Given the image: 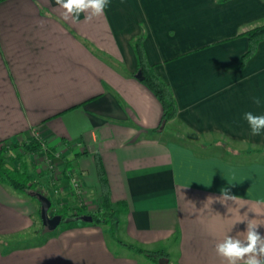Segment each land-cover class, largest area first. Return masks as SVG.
Listing matches in <instances>:
<instances>
[{
    "label": "crops",
    "instance_id": "0c3cea01",
    "mask_svg": "<svg viewBox=\"0 0 264 264\" xmlns=\"http://www.w3.org/2000/svg\"><path fill=\"white\" fill-rule=\"evenodd\" d=\"M64 11L55 0H0V140L38 129L80 174L93 211L97 154L121 241L81 215L48 229L36 196L0 182V264H155L135 247L163 250L161 264H227L217 243L243 240L248 222L264 236V133L243 119L264 114V39L236 67L249 43L239 32L264 22V0H110L76 22ZM140 35L177 102L164 123L136 77ZM60 176L57 196L77 203ZM222 188L235 200L222 203Z\"/></svg>",
    "mask_w": 264,
    "mask_h": 264
},
{
    "label": "trees",
    "instance_id": "16d2710c",
    "mask_svg": "<svg viewBox=\"0 0 264 264\" xmlns=\"http://www.w3.org/2000/svg\"><path fill=\"white\" fill-rule=\"evenodd\" d=\"M225 1V0H219ZM239 35H245L249 41L247 49L241 55L236 67H241L246 59L252 55L256 49L257 42L264 39V22L247 27L239 32ZM142 38L140 35L132 40V46L137 58V71L141 70L143 80L152 89L156 97L159 99L162 106L160 122L164 123L176 117L177 102L170 85L156 73L154 67L147 63L145 53L142 47ZM43 139L39 136H29L20 141L0 140V182L9 184L18 190L36 195L38 192L35 189L36 181L34 175L30 171L28 162L23 158L26 153L37 152L42 149L41 142ZM54 150L47 147L46 153L51 157ZM96 168L100 182V205L97 212H86L83 206L78 205L74 213L66 215L64 212H59L64 217H75L79 215H90L93 221H101L107 225L110 234L117 240L121 241L116 236L117 219L115 217L114 204L109 197V189L107 180L104 175L103 167L100 158L95 154ZM67 162H65L66 167ZM49 198V196H47ZM50 199V198H49ZM51 205H52V200ZM50 205V206H51ZM125 244L124 242H122ZM132 247V245L127 244ZM142 253L155 264H161L160 260L163 257L167 258V254L163 250H146L139 247L134 248Z\"/></svg>",
    "mask_w": 264,
    "mask_h": 264
},
{
    "label": "clouds",
    "instance_id": "9594fccd",
    "mask_svg": "<svg viewBox=\"0 0 264 264\" xmlns=\"http://www.w3.org/2000/svg\"><path fill=\"white\" fill-rule=\"evenodd\" d=\"M56 4L63 8L65 20L71 18L78 21L81 13H87V19L104 14L110 0H55ZM260 103L259 99L254 100ZM243 119L247 122L250 132L254 136L264 133V114L256 115L253 112H245ZM219 197L222 203L235 200L236 196L230 194L228 188H222ZM258 224L248 222L246 235L243 240L227 236L215 246L217 255L227 261V264H264V236L258 231Z\"/></svg>",
    "mask_w": 264,
    "mask_h": 264
},
{
    "label": "rangeland",
    "instance_id": "374dc122",
    "mask_svg": "<svg viewBox=\"0 0 264 264\" xmlns=\"http://www.w3.org/2000/svg\"><path fill=\"white\" fill-rule=\"evenodd\" d=\"M140 80H143V79H140ZM170 127L171 126L169 124H166L165 127L163 128L164 133H162V134L167 135V133L170 132ZM173 129L176 131H181V130L186 131L185 129L181 128L178 124H174ZM31 135L32 136L36 135L39 137L41 136L38 133V129H36V128L31 129L29 136H31ZM178 136H179V134L175 133V137H178ZM22 140H24V139H22ZM7 141H9V140H7ZM43 141H44L45 145L49 146L45 139H43ZM54 151L58 152L59 157L54 159L52 166H50V163H51L50 156L46 152H44L43 149H41L40 151H37V152L26 153L23 155V158L26 160V162H28V164L30 166V171L34 175V179L36 181L35 189L39 193H42V194L47 195V196L50 192H52L51 189L53 187H55V184H53V180L56 178L55 176L61 175V173L66 176L67 169H68V167H64L65 163L62 160L60 151H58L57 149L56 150L54 149ZM57 160H60L61 162H59ZM42 167L46 168L47 174H49V177L47 178V179H49V180H47V182H48L47 184H45L44 179L41 178V176H39L41 174L40 170L43 169ZM59 178L61 179V176ZM48 189L51 191L47 192ZM58 192L56 194L51 193L54 196V199L52 201V205L48 209L49 215H53V214H57V213L59 214V212H64L66 215H70V214L74 213L75 208L79 205L76 198H78L82 201L81 206H83V208H84V201H83L84 197L79 198L77 196H73V194H72V197L74 198L75 202L78 203V204L77 203L73 204V202L69 203L68 199H60L57 196ZM84 209L86 210V212H97L96 210L93 211V210H88L86 208H84ZM160 260L162 261L163 259L161 258Z\"/></svg>",
    "mask_w": 264,
    "mask_h": 264
},
{
    "label": "built area",
    "instance_id": "2783aa9c",
    "mask_svg": "<svg viewBox=\"0 0 264 264\" xmlns=\"http://www.w3.org/2000/svg\"><path fill=\"white\" fill-rule=\"evenodd\" d=\"M41 147L43 149L44 152L47 151V145H45L44 141L41 142ZM59 157V154L58 152L54 151L52 156L50 157L51 159V163H50V166H52L53 162H54V159L58 158ZM67 179H68V184H69V190L72 192L73 196H77V197H84L83 201L85 203L86 201V197H85V194H84V191H83V188H82V185H81V177H80V174L76 171H73L72 169H67ZM56 178L53 180V184H55V187H53L51 190L53 194H56L58 191H59V186H61L60 184V178H59V175H56L55 176ZM77 199V202L79 203V205L82 204V201L78 198Z\"/></svg>",
    "mask_w": 264,
    "mask_h": 264
},
{
    "label": "water",
    "instance_id": "95a60500",
    "mask_svg": "<svg viewBox=\"0 0 264 264\" xmlns=\"http://www.w3.org/2000/svg\"><path fill=\"white\" fill-rule=\"evenodd\" d=\"M136 77L139 79H143L141 70L137 71ZM35 196L37 197V199L40 203V218H41L42 224L45 227H47L48 229L55 228L57 226V224L61 221L62 216L58 213L53 214V215H49L48 209L51 205V201L46 195L37 192ZM81 217L83 219H88V220L92 219V217L90 215H81Z\"/></svg>",
    "mask_w": 264,
    "mask_h": 264
}]
</instances>
